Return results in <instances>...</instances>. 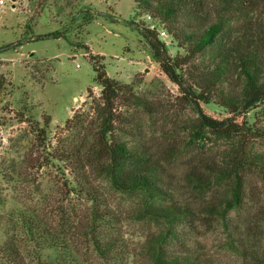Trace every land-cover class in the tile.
Wrapping results in <instances>:
<instances>
[{"label":"rangeland","instance_id":"1","mask_svg":"<svg viewBox=\"0 0 264 264\" xmlns=\"http://www.w3.org/2000/svg\"><path fill=\"white\" fill-rule=\"evenodd\" d=\"M209 1L221 14L230 9L220 0ZM147 15L137 10L134 0H4V4L0 0V200L7 203L0 212L27 209L70 226L75 252L87 264H152L147 240L163 228L137 219L139 194L118 192L94 172V183L120 218L124 239L117 250L121 254L115 256L120 262L102 258L83 233L91 204L66 187L65 164L48 161L52 150L66 146L87 154L89 141L96 137L95 108L102 89L96 83L92 57L99 58L110 78L132 87L148 103L140 110L125 96L118 100L117 114L128 121L118 125L117 133L132 147L174 156L172 167L180 175L189 166L203 171V164L218 163L229 147L209 132L194 139L197 115L183 104L141 34L149 27ZM228 18L238 23L237 31L259 36L264 44V0H236ZM161 39L167 46L173 44L168 35ZM169 50L172 56L184 54L174 46ZM205 109L216 116L224 114L210 106ZM262 110L264 117V106ZM131 121L141 122L142 127L134 131ZM256 148L264 153V140H258ZM247 194L251 210L263 208L264 186L254 174L247 176ZM207 232L197 240L224 264H236L225 251L223 229L207 228ZM17 239L27 262L36 264L32 260L40 254L28 238L21 234ZM4 240L0 230V249ZM0 264H8L1 254Z\"/></svg>","mask_w":264,"mask_h":264},{"label":"trees","instance_id":"2","mask_svg":"<svg viewBox=\"0 0 264 264\" xmlns=\"http://www.w3.org/2000/svg\"><path fill=\"white\" fill-rule=\"evenodd\" d=\"M235 1L220 0L230 8L221 14L209 0H134L137 10L149 13L173 40L167 46L149 27L141 33L154 62L179 90L183 104L197 115L194 139L209 132L229 144L219 162L203 164V171L189 166L180 175L172 167L174 156L132 147L118 135V125L128 121L117 114L118 100L125 96L140 110L148 103L132 87L110 78L99 58L92 57L96 83L102 89L95 108L96 137L89 141V153L66 146L52 150L48 161L65 164L66 187L91 204L83 233L102 258L120 262L115 256L121 254L117 250L124 239L120 218L94 183V172L118 192L140 195L137 219L163 226L147 240L152 264H224L197 240L208 235L207 228L223 229L225 251L236 264H264V206L251 210L247 194L249 174L264 186V153L256 148L258 140H264V44L259 36L235 29L238 23L228 18ZM173 46L184 54L172 56ZM207 106L224 111L223 116L211 114ZM130 123L134 131L142 127L141 122ZM0 207L7 203L0 200ZM70 228L27 209L8 208L0 212V230L5 234L2 259L31 264L17 239L24 234L40 254L32 260L36 264H87L75 252Z\"/></svg>","mask_w":264,"mask_h":264},{"label":"built area","instance_id":"3","mask_svg":"<svg viewBox=\"0 0 264 264\" xmlns=\"http://www.w3.org/2000/svg\"><path fill=\"white\" fill-rule=\"evenodd\" d=\"M1 3L4 4V0H1ZM146 18H147V22L149 24V28L151 30H156V31H158L160 33V35H163V36L167 37L166 31L164 29L158 27L157 24L154 23V21H153V19H152V17L150 15H147Z\"/></svg>","mask_w":264,"mask_h":264}]
</instances>
